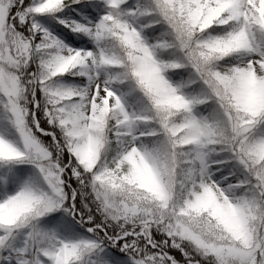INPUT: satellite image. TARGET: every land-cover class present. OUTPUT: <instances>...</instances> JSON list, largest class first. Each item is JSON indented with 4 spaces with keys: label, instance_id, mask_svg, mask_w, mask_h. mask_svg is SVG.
I'll list each match as a JSON object with an SVG mask.
<instances>
[{
    "label": "snow or ice",
    "instance_id": "1",
    "mask_svg": "<svg viewBox=\"0 0 264 264\" xmlns=\"http://www.w3.org/2000/svg\"><path fill=\"white\" fill-rule=\"evenodd\" d=\"M0 264H264V0H0Z\"/></svg>",
    "mask_w": 264,
    "mask_h": 264
}]
</instances>
